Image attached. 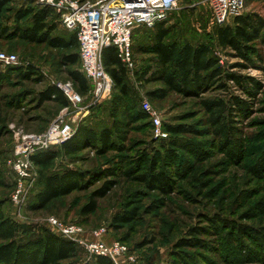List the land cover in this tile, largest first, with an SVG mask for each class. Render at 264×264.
Here are the masks:
<instances>
[{"label":"rangeland","instance_id":"rangeland-1","mask_svg":"<svg viewBox=\"0 0 264 264\" xmlns=\"http://www.w3.org/2000/svg\"><path fill=\"white\" fill-rule=\"evenodd\" d=\"M38 7L31 0L9 1L0 14V28L14 32L16 27L28 26L31 14L19 20L20 12ZM248 12L264 17V0L247 2L243 13ZM47 21L58 25L55 33L61 36L73 33L62 26L59 13H51ZM166 26L171 29L172 40L207 44L225 70L241 75L243 83L226 80V88L215 86L198 95H183L168 89L163 81L139 80L135 70L141 74L145 67L153 66V55L141 51L138 45L152 42L154 33L153 28L140 27L132 47L136 68L128 69V83L138 109L145 110L144 102L150 103L151 111L145 110L149 118L129 123L119 150L99 154L95 147H87L76 155L61 153L48 167L35 165L34 183L24 204L12 200L16 180L13 150L24 136L46 132L63 114L60 103L42 100L40 93L50 85L71 83L73 67L63 63L65 50L25 41L15 34L7 39L0 33V53L16 55L14 63L0 61V73L7 74L0 80V201L3 215L18 225V241L50 230L49 219L56 217L63 223L83 226L88 240L94 230L104 227L108 230L104 241H124L129 258L121 257L118 263L113 260L114 264H264V38L251 44L250 59L222 47L217 38L219 24L205 0H179ZM29 66L26 77L10 70L27 71ZM159 89L165 90V97L148 95ZM113 92L117 91L113 88ZM82 95L88 104L91 92ZM234 97L243 107L231 105ZM110 98L98 107L92 106L79 122L97 131L111 126ZM216 98H224L232 106L225 121L234 126L230 138L240 141L242 152L236 156L220 144L222 137L215 133L212 114L204 103ZM151 113L159 115L160 127L154 125ZM180 125L186 131L170 132L169 126ZM113 164L116 174L103 176L102 170ZM66 167L87 173L90 179L79 190L53 200L45 208L33 207L41 177ZM92 171L100 174L91 176ZM161 171L170 177L169 192L142 177L151 178ZM107 181H112L111 187L100 195L98 191ZM92 201L95 210L85 212ZM131 210L134 212L129 222L116 220ZM193 227L205 229L194 235L190 232ZM193 236L198 238L196 243L191 241ZM181 241L190 242L177 247ZM3 243L5 240L0 239V245ZM75 243L77 256L64 264H90L94 255Z\"/></svg>","mask_w":264,"mask_h":264},{"label":"trees","instance_id":"trees-1","mask_svg":"<svg viewBox=\"0 0 264 264\" xmlns=\"http://www.w3.org/2000/svg\"><path fill=\"white\" fill-rule=\"evenodd\" d=\"M9 1L11 0H0V14ZM190 1L188 0V2ZM246 1L254 2L257 0ZM32 2L34 3V1ZM38 5L37 9H25L18 16L19 20H21L26 15L31 14V24L26 27H16L14 32L7 27H2L0 28V33L3 37H7V39H10L15 34L14 37H20L25 41L46 43L57 49L65 50L67 53L63 56V63L73 67L70 70V79L74 87L81 94H87L92 85L81 69L79 41L76 32H73L68 37L55 33L58 25L47 21L50 14L54 13L55 10L50 6ZM141 27L147 28V26ZM139 28L134 31L133 40ZM152 28L154 30L152 42H149L147 45L139 44L138 47L140 46L139 49L141 51L153 55V58H151L153 66L145 67L141 74L138 70H135L139 80L163 81L168 89L183 95H198L199 92L215 86L226 88V80L235 81L237 84L243 83L244 78L241 75L225 70L219 63V59L212 55L211 49L207 44L199 43L195 45L188 41L181 43L180 41L170 39L171 29L169 26H166V20L158 22ZM217 38L222 47L231 48L239 56L250 59L249 54L253 51L251 44L264 38V17L253 12L236 16L233 18L232 23L228 22L224 25H219ZM102 60L105 69L113 78V88L117 91L113 92L109 101L111 103L110 116L112 125L104 126L100 131H97L88 124L81 122L77 126L74 135L62 145L32 155L31 158L35 165L48 167L54 163L61 153L70 156L76 155L87 147H95L99 154L119 150L122 147V141L125 140L126 127L129 123L133 120L137 121L149 118L145 110L137 108L136 101L131 97V87L128 83L129 70L118 56L116 47L109 46L104 48ZM30 68L29 66L27 71H23L21 68H10V70H15L19 76L26 77L30 73ZM6 76L7 74L0 73V80ZM148 95L163 98L165 97V90L151 91ZM40 99H53L60 103L62 107L70 104L62 89L55 84L48 86L46 90L42 91ZM204 103L212 114L215 133L219 137H222L220 144H222V147H225V150L229 154L238 155L239 152H242L240 141L230 138L233 137L234 126L225 121V115L231 110L229 107L232 106H229L224 98L205 100ZM230 103L231 105L243 107L241 101L237 98L231 100ZM169 128L170 132L174 133H183L187 129L181 125L177 127L169 126ZM173 155H171V158ZM143 161L146 163V158H143ZM155 162L156 159L152 160L151 164ZM116 170V165L113 164L112 167L102 170V175H115ZM98 173L99 171H92L91 176L99 175L100 173ZM86 175L87 173L84 174L82 171L71 167H66L62 171L52 172L45 176L43 175L41 177V189L37 192L32 206L35 208H45L53 200L79 190L90 179H87ZM142 177L146 181L150 180L152 185H159L165 192H169L168 190L172 186L170 177L166 171H161L157 174L153 173L151 178H148L149 176ZM111 184L112 181L105 182V185L98 193L100 195L105 194L110 189ZM95 208L96 204L92 201L84 211L91 212ZM133 212L131 210L128 214L124 213L117 217L116 220L129 222L132 219ZM203 229L205 228L193 227L190 232L197 235ZM239 230L242 233L246 232L244 228H240ZM17 231V223L3 215L0 201V239L5 240V243L0 245V264H64L65 260L77 256L78 245L73 240L59 235L51 229H45L42 234L31 236L22 242L16 238ZM120 241L124 243V241ZM191 241H198V238L193 236ZM186 243L184 244L181 241L177 247H185L188 245ZM188 258H190V261H193L192 256ZM90 264H114V262L108 256L96 255Z\"/></svg>","mask_w":264,"mask_h":264},{"label":"built area","instance_id":"built-area-1","mask_svg":"<svg viewBox=\"0 0 264 264\" xmlns=\"http://www.w3.org/2000/svg\"><path fill=\"white\" fill-rule=\"evenodd\" d=\"M37 4L50 6L60 14L62 26L76 32L79 41L81 69L90 81L91 101L85 104L84 96L73 83L58 84L70 106L64 107L63 114L53 121L42 134L24 136L13 150L12 166L15 172V190L12 200L24 204L34 183L32 155L38 151L52 149L62 145L76 131L79 121L87 116L92 106H97L112 95L114 81L105 69L102 60L104 48L116 47L118 56L130 70L135 68L133 56V33L141 27H154L165 21L177 8L179 0H32ZM219 25L241 15L247 5L246 0H205ZM0 61L11 64L16 61L15 54L0 53ZM144 108L151 111L148 101ZM71 108V109H69ZM156 127H160L159 115L151 113ZM76 125V126H74ZM50 229L89 250L91 255L108 256L118 263L119 258L128 257L126 244L115 240L104 241L106 228L93 231L92 239L85 237L83 226L78 223H63L56 217L49 219ZM132 259V257L130 256Z\"/></svg>","mask_w":264,"mask_h":264}]
</instances>
